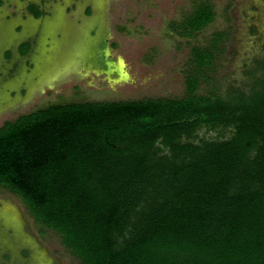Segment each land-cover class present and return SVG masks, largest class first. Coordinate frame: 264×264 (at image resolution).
<instances>
[{"label": "trees", "instance_id": "trees-1", "mask_svg": "<svg viewBox=\"0 0 264 264\" xmlns=\"http://www.w3.org/2000/svg\"><path fill=\"white\" fill-rule=\"evenodd\" d=\"M214 16L198 0L172 26L191 36ZM225 35L191 47L181 97L54 103L4 121L0 186L81 264H264V63L247 91L197 92Z\"/></svg>", "mask_w": 264, "mask_h": 264}, {"label": "rangeland", "instance_id": "rangeland-1", "mask_svg": "<svg viewBox=\"0 0 264 264\" xmlns=\"http://www.w3.org/2000/svg\"><path fill=\"white\" fill-rule=\"evenodd\" d=\"M196 1L0 0V125L54 103L181 97L191 47L215 31L222 50L197 92L247 91L263 70L264 0H209L213 21L185 36L172 25ZM0 264L81 263L0 186Z\"/></svg>", "mask_w": 264, "mask_h": 264}]
</instances>
